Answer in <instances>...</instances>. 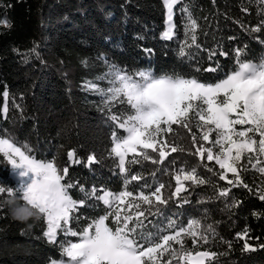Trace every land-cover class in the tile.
<instances>
[{
  "label": "snow or ice",
  "instance_id": "1",
  "mask_svg": "<svg viewBox=\"0 0 264 264\" xmlns=\"http://www.w3.org/2000/svg\"><path fill=\"white\" fill-rule=\"evenodd\" d=\"M190 2L163 0L167 28L160 37L165 41L176 38L174 15L181 13L184 38L177 46V55L182 63H187L186 69L173 67L157 72L123 67L99 56L105 71L95 79L103 83H84L86 89L101 98V106L114 126L109 156L114 158L119 170L114 174L120 175L122 190L96 185L86 189L73 180L69 167L57 164L55 157L38 158L31 145L0 129V156L13 172L20 170L21 178L14 187L0 183V195L27 202L43 214L46 225L43 237L49 244L58 246L61 256L52 258L50 264H220L219 257L227 254L204 248L213 244L218 236L213 225L203 223L204 218H190L185 226L183 221L174 218L175 214H164V207L173 198L180 205L190 203L181 195L187 193L189 187L206 183L216 187L212 181L202 178L196 167L177 169L174 191H169L168 195L164 190L173 186L156 179V172L164 174L167 168L152 171V184L145 180L143 172H131L134 165H143L145 161L163 164L171 153L185 151L169 138L176 125L191 135L195 152L190 154L201 161H215L219 166L217 172L204 165L220 181H226L229 187H220L218 196L230 198V206L239 204L232 188L253 191L242 176L247 170L244 161L264 178V53L251 56L247 43L229 50H222L220 45L215 49L203 48L199 42L201 25L191 11ZM260 4L264 5V0H260ZM257 15L258 24L246 31L264 33V7ZM236 22L245 27L242 20ZM0 25L12 27L7 19H0ZM258 39L264 45V37ZM31 51L40 58L37 46ZM145 51L152 52L151 49ZM202 51L207 53L208 66H204L203 57L191 63ZM217 57H226L232 63L224 65ZM82 63L87 67V60ZM203 73L216 75L203 78ZM2 95L7 101L10 93L5 90ZM7 112L5 103L3 113ZM193 126L197 129L195 133ZM67 159L75 165L83 162L76 149L67 151ZM86 160L84 166L89 168L99 162L94 153ZM141 180L145 182L133 184ZM185 181L191 184L186 187ZM76 189L84 198H74L72 192ZM254 194L264 201V179ZM3 201L0 200V211ZM97 201L104 206L102 214L85 217L80 212L86 206L95 211L99 207ZM253 215L259 217L264 212H253ZM82 219L85 222L82 223ZM67 237L77 239L72 241ZM236 239L243 241L244 252L264 249V241L259 237L255 238L260 241L258 244L249 242L253 238L247 228L237 233ZM223 242L232 248L233 241Z\"/></svg>",
  "mask_w": 264,
  "mask_h": 264
},
{
  "label": "trees",
  "instance_id": "2",
  "mask_svg": "<svg viewBox=\"0 0 264 264\" xmlns=\"http://www.w3.org/2000/svg\"><path fill=\"white\" fill-rule=\"evenodd\" d=\"M189 6L201 25L199 42L203 48L215 49L220 45L222 50H229L247 43L251 56L264 53V45L258 39L264 37V33L245 30L258 24L257 13L264 7L260 0H191ZM181 15L178 12L174 15L178 35L173 41H165L160 38L166 30L163 0H0V19H7L12 24L11 28L0 25V129L31 145L38 158L55 157L57 164L69 167L73 180L86 189L96 185L122 190L123 181L120 175L114 174L119 170L114 165V158L109 156L114 126L101 106V98L86 89L84 83H103L95 79L105 71L99 56L123 67L157 72L173 67L186 69L187 63H182L177 55V46L184 38ZM241 20L244 28L236 22ZM34 46L38 47L39 59L31 51ZM145 49H151V54ZM202 57L204 66H208L210 61L203 51L197 53L191 63L195 64ZM217 58L224 65L232 63L226 57ZM84 60L88 61L87 67L82 63ZM215 75L202 74L203 78ZM5 90L10 93L7 101L2 95ZM5 103L7 114L3 113ZM173 128L175 132L169 138L185 151L171 153L163 164L145 161L143 165H134L131 172H143L145 180L152 184V171L167 168L164 174L157 171L156 179L173 186L164 190L168 195L169 191H174L176 170L196 167L198 174L216 187L210 183L189 187L188 192L181 195L190 203L180 205L173 198L163 209L165 216L175 214L174 218L183 221L185 226L190 218H204L203 223L213 225L218 236L213 244L204 248L227 253L219 257L220 264H264V249L244 252L243 241L236 239V234L247 228L253 238L250 243L258 244L260 241L256 237L264 241V215H253V212H264V201L254 194L264 178L244 161L247 170L242 176L253 191L232 188L239 204L230 206V198L218 196L220 187H229L226 181H220L204 165L217 172L219 166L215 161H201L190 154L195 152L191 135L176 125ZM193 132H197L194 126ZM72 149H76L82 158L80 165L68 161L67 151ZM93 153L99 162L91 168L85 167L87 156ZM145 180L133 184H143ZM0 183L16 186L2 156ZM184 183L186 187L191 184L190 181ZM72 194L76 199L84 198L79 189ZM5 199L7 197L0 195V200ZM96 203L99 207L95 211L86 206L80 212L85 217L102 214V202ZM44 230L43 218L28 224L16 222L3 204L0 211V264H49L52 258L60 259L58 246L47 242L43 237ZM67 239L75 241L77 238ZM223 241H233L232 248Z\"/></svg>",
  "mask_w": 264,
  "mask_h": 264
},
{
  "label": "clouds",
  "instance_id": "3",
  "mask_svg": "<svg viewBox=\"0 0 264 264\" xmlns=\"http://www.w3.org/2000/svg\"><path fill=\"white\" fill-rule=\"evenodd\" d=\"M3 204L8 208L10 217L16 222L28 224L30 221L35 222L42 219L43 214L38 208L30 206L20 199L7 198Z\"/></svg>",
  "mask_w": 264,
  "mask_h": 264
},
{
  "label": "rangeland",
  "instance_id": "4",
  "mask_svg": "<svg viewBox=\"0 0 264 264\" xmlns=\"http://www.w3.org/2000/svg\"><path fill=\"white\" fill-rule=\"evenodd\" d=\"M166 20H167V14H166ZM166 28H167V24H166ZM10 167V166H9ZM20 170H17V172H13L11 169H10V177L11 179L17 184H19L21 178L19 177L18 175V172ZM25 181L27 180V177L23 178ZM50 264V263H49Z\"/></svg>",
  "mask_w": 264,
  "mask_h": 264
}]
</instances>
